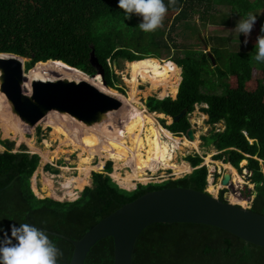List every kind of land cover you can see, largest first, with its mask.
<instances>
[{"label": "trees", "instance_id": "trees-1", "mask_svg": "<svg viewBox=\"0 0 264 264\" xmlns=\"http://www.w3.org/2000/svg\"><path fill=\"white\" fill-rule=\"evenodd\" d=\"M255 10L264 0H246ZM227 0H0V54L28 59L25 72L42 69L67 72L71 78L87 79L98 73L90 61L94 51L103 71L105 85L124 92L117 86L114 64L147 58L162 59L163 50H170L166 32L191 20L196 14L205 23L216 24L209 11L214 4ZM245 0L228 2L231 13L247 19ZM226 3V4H228ZM228 4V5H229ZM204 7V8H202ZM149 12L172 13L165 28L145 24ZM259 15V14H258ZM259 24V16H250ZM224 20L222 25L227 24ZM211 24V25H213ZM195 33L194 26H183ZM167 36L166 38L164 37ZM258 36L250 30L246 36ZM256 35V36H255ZM202 49L184 47V56L168 59L178 70L181 82L176 97H149V113L175 117L184 109L187 115L178 122L162 127L181 137L191 127L188 115L196 105H205L201 112L208 123L223 122V131H212L202 137L206 146L217 154L214 161L229 164L241 174L246 169L254 185L249 194L255 197L250 210L264 216V67L260 79H252L248 53H228L230 71L223 72L218 61L223 59V42L206 52L207 41L195 36ZM181 48L176 45L173 47ZM215 65L212 63V59ZM59 61V62H56ZM63 64H62V63ZM24 63V60H23ZM76 69L71 70L65 65ZM78 70V71H77ZM29 72V73H30ZM180 73V70H179ZM86 76H85V75ZM212 78L223 80L221 94H205L202 87L215 89ZM70 80V79H69ZM0 153V264H69L73 252L71 241L79 240L101 220L142 195L166 188L181 187L205 192L208 169L203 157L194 154L184 158L193 168L190 174L162 183L138 184L135 190L120 188L108 175L112 163L105 164V173H92L91 186H85L74 201L38 198L31 187V178L39 167L40 157L25 147L12 153ZM246 161V165L240 164ZM57 172L50 166L46 167ZM107 173V174H106ZM11 183L8 189H4ZM219 191L218 199L226 202ZM112 238L98 241L89 251L84 264H113ZM132 264H264V248L249 244L221 229L197 224H152L138 236Z\"/></svg>", "mask_w": 264, "mask_h": 264}, {"label": "rangeland", "instance_id": "rangeland-1", "mask_svg": "<svg viewBox=\"0 0 264 264\" xmlns=\"http://www.w3.org/2000/svg\"><path fill=\"white\" fill-rule=\"evenodd\" d=\"M230 1L232 0H227L226 3ZM226 3L223 5L214 4L209 11L210 14L215 16V21H217L216 24H213L210 20L204 23L199 18V16H196L195 14L192 17H190L191 20H188L187 23H183L179 26H176L174 29L170 30V32L168 33L166 32L168 37H170L169 39L167 38V43L170 46V50H168L169 52H167L166 50H163V52H161L162 53L161 60H157L154 58H147V59L136 61V62H140V63H146V62H152V61L158 62L159 66L170 68L172 69V72H174V69L176 67L172 65L173 63L171 61H167V60L170 58L177 59V58L183 57L184 47L190 48L191 46H193L194 49H199L200 46L199 44H197V40L195 36H200L201 38L205 39L208 43L206 52H209L212 46H216V43L213 39H218L221 42H223V44L225 45V47H220L222 50L221 53H222L223 59L218 61V65L223 72L230 71V66L228 65L229 63L227 59L228 53L229 54L230 53H240V52L248 53L251 56L253 66L256 68L252 70V79L254 80L260 79L262 77V71H259L257 68L264 67V2L258 3V6H261V7L257 9L248 10V8H250L251 5H249V1L245 0L244 2L245 5L243 4L242 6L244 7L243 11L245 12V15L248 14L249 16L247 17V19L244 17H241L238 14H232L231 13L232 6L229 3H228L229 5ZM171 14L172 13H165V12H149L147 16L148 20H145L144 23L148 24L149 26H153V27L165 28L166 26H168L167 21L169 20ZM255 15L259 16V24L257 21H253V19L250 18V16L254 17ZM224 20H228V23L222 25ZM187 25L194 26L195 30L193 31L195 33H191L190 31L183 28V26H187ZM250 30H254L255 33L258 31V36L256 38L254 37V41H253L252 35L246 36V33ZM164 37L166 38L167 36L164 35ZM174 45L181 47V48L174 49L173 48ZM201 50L202 49H199L198 51L200 52ZM27 62H29V60L24 59V66H25V63ZM126 65H127V61H120L114 67V72L119 78L117 86L123 89L124 91L123 93L107 87L105 84H103V81L99 75L95 77L87 76V79H81L77 77L71 78L70 76L72 73H69L67 75V72H65L64 76L63 75L60 76L61 73L63 74V72L61 71L57 72L52 69H48L47 70L48 75L46 76V78H44L42 74V69H41L40 79H42V81H49V80L55 81L59 79L69 80L70 79L69 81L79 82V81L85 80L86 82L90 83L91 85L98 88L99 90L113 97H116L119 99V101H121V106L119 109L106 113L107 115L105 114L104 117L100 121L92 125H86L82 121H79L78 119H76L75 117H72L68 113H59L53 110V111H50L34 127H30L29 125L24 123L16 114L13 113L11 103L7 101L5 95L0 91V140L3 142L6 140H10L14 142L15 147L14 149L11 150L12 153H17L18 151H20L21 147H25L28 153L37 154L40 157L39 167L36 170L38 171V173L36 174L37 177H35L36 187L39 191L42 187H44L45 183H51L53 185L52 187L54 188L53 192L55 193V195L47 196L46 194H42L40 195L41 198L39 197L40 199L48 197V198H52V199H55L61 202L74 201L76 198H78L79 194L83 190V189L81 191L74 190L73 192L77 194V196L74 199L65 197V191L63 190V187L61 186L64 183V178L73 179L79 175L78 160L80 161V155H79L80 151L77 150L76 148L66 146L65 144H61L60 142L61 140H63V137L61 136L56 137L51 134V131H52L51 127L54 125L61 126L62 128L63 127L66 128L69 133L72 129L74 130L78 129V132H80V136H81L83 135V133L86 131L87 128H89L88 132H90V127L93 129L94 127L92 126L94 125H99L103 127V130H106L105 127L101 125L102 123H106L107 132L112 134V133H115L117 128L123 127V124L125 123L127 118L130 117L131 118L129 119L130 123L135 124L136 119H137V121H139V126L142 127V132L145 133L146 135L144 137V141H145L144 146L146 149L147 144H149L148 134L151 133L152 131H155V129L153 128L155 127V125L153 124L152 126V123L149 120L142 119L140 116H138L135 113V110L133 109V106H134L133 103L129 101L127 102V100L130 99L129 92L131 91V87L129 84H127L128 82H126L127 80H130V72H129L128 67H126ZM69 69L74 70L73 68H69ZM179 70H180L179 75H180V82H181V71L182 70L181 68H179ZM152 71L156 72V70H153V69ZM29 72L30 71L25 72L26 80L23 83V90L28 94L31 93V83H32L29 80V76H30ZM143 73H145L148 78L152 77L153 79V77H158L154 73H150V72L148 73L147 71ZM212 79H213L212 81H214L217 84V87L213 90L208 89L207 87H202L201 91L205 94H212V93L221 94L223 80L217 79V78L215 79L212 78ZM180 82L178 84V87L180 85ZM136 91L139 93H137L135 99L138 100L139 103L141 102L140 104L143 106L146 112H148L146 108V100L149 97L161 98L160 97L161 89L153 90L151 88V85L147 81L145 82L139 81ZM167 97H171V96L167 95L164 98H167ZM202 107L204 108L205 105L203 104L196 105L195 110L191 114L188 115L189 122L191 124V127L194 129L195 138L197 140L190 141L186 138V135L177 137L172 134L173 137L175 138L197 143L198 149L195 150L191 146L189 147L180 146L181 151L174 152L175 153L174 163L175 164L178 163L177 165H179L181 162L184 161V158L189 155L197 154L203 157L202 164L207 167L208 172L209 171L212 172L213 170L216 171L213 176L214 182L213 183L211 182V184H213V186L220 185L221 187L220 189L217 190L216 194L213 196L218 197L219 191H221L222 189H225L227 191L224 194V198L226 200H228V194H233L237 199L245 200L247 202V205L244 208H250L252 196L249 194V192L253 190L254 185L249 181L250 176L248 175V173L246 174V172H248L246 169H243L241 174L237 172L242 178L241 180L242 183L238 182L237 185L231 184V186H229L228 188L221 186V180L226 170L223 167H221L223 165L222 162L214 161L212 159V157L217 154V151L212 146H206L204 141L202 140V137L209 136L212 133V131H223L224 124L223 122L218 123L216 125L209 124L208 117L201 112ZM130 111L131 112L133 111V112L130 113ZM150 114H156V113H150ZM144 115L148 116L147 114H144ZM155 120L161 127H162V124H161L162 120H164L166 125L171 124V118L167 116L163 118L155 117ZM4 122L7 125L11 126L12 129L16 131V133H20L23 138L21 139L20 136L16 137L15 135H12L9 133L6 134V132L4 131L6 128L4 126ZM48 122H52L50 123L51 125L53 123L54 124L52 126L50 125L51 127H49ZM31 140L34 141V148H31L28 145V142ZM163 140L166 141L164 137H163ZM150 142H151L152 147L158 146L154 144L153 140ZM92 144L99 146L100 150L104 152L105 145L107 143L103 139L93 140L92 142H88V146L86 147V149L93 148ZM6 150L7 148L0 145V153L5 152ZM112 150L116 151V149H112ZM43 155H47V160L42 159ZM101 161H103L101 170H98V171L90 170L89 171L88 186H91L92 173L102 172V169L105 167V164L109 161L112 163V169H113L112 172L117 171L120 175H122V177L125 176L126 172H132L131 168H129L127 165L119 167V169L115 170L114 169L115 163L113 159H110V158L101 159L99 158L98 155L94 156V158L91 160L90 167H95ZM141 164L143 165V163ZM260 164H261V170L264 173V164L263 162H260ZM48 166H50L52 169L56 170L57 172L54 173L48 168H46ZM244 166H241V167H244ZM164 168L165 167H160L158 169H155L154 167L153 168L154 170H152V172L148 170L147 173L149 175H151L152 173H155V174L153 176L145 178L143 181L139 182V184L143 185L146 183L147 184L162 183L169 179H173V180L179 179L183 177L184 175L190 174L192 172V169H191L190 173H186L183 175H177L174 173L172 169L162 170ZM220 169H222L221 174H218L217 172ZM210 178L211 177H209L208 175V179ZM31 184H32V181H31ZM127 190L130 191L132 190V188H129ZM234 204L240 205L238 202H235Z\"/></svg>", "mask_w": 264, "mask_h": 264}, {"label": "water", "instance_id": "water-1", "mask_svg": "<svg viewBox=\"0 0 264 264\" xmlns=\"http://www.w3.org/2000/svg\"><path fill=\"white\" fill-rule=\"evenodd\" d=\"M24 59L11 54H0V91L11 103L13 113L30 127H34L53 110L68 113L84 124L92 125L100 121L106 113L121 106L118 98L99 90L85 80L79 82L67 79L35 80L31 83V93L28 94L23 90V83L26 80ZM211 59L215 65L213 58ZM90 61L98 69L95 76L99 75L103 81V71L93 50ZM186 115L187 110L184 109L177 116L170 117L171 123L178 122ZM185 135L190 141L196 140L192 127ZM4 142L10 150L14 149V142L10 140ZM230 181L231 176L225 173L221 186L228 188L231 186ZM10 186L11 183L4 189ZM254 197L255 193L252 198ZM156 223L215 227L249 244L264 248L263 215L253 213L250 208L232 204L228 200L223 202L206 191L173 187L148 192L124 204L97 223L79 240L71 241L73 252L69 264H84L92 247L105 238L113 240V264H132L138 236L144 229Z\"/></svg>", "mask_w": 264, "mask_h": 264}, {"label": "bare ground", "instance_id": "bare-ground-1", "mask_svg": "<svg viewBox=\"0 0 264 264\" xmlns=\"http://www.w3.org/2000/svg\"><path fill=\"white\" fill-rule=\"evenodd\" d=\"M126 67H128L130 72V80H127L126 82H128L127 84H129L131 87V91L129 92L130 99H128L127 102L129 101L133 103L134 105L133 109L135 110V113L138 116H140L142 119L149 120L152 123V126L153 124L155 125V127H153L155 131H152L151 133L148 134L149 144H147L145 149L144 137L146 135L145 133L142 132V127L139 126V121H137L136 119L135 124H132L129 121V119H131L130 117L127 118L125 123L123 122L124 123L123 127L116 129L115 133L112 134L108 133L106 128L107 127L106 123H102L101 125L105 126L106 130H103L102 128L97 126L95 128V131L91 132L90 134H87L85 131L81 136H80V132H78V129L75 130L73 129V131L69 133L66 129L62 128L61 126H55V125L52 126L54 123L51 125L50 123L52 122H48L49 127L52 126L51 134L56 137H60V136L63 137V140H61L60 142L61 144H65L66 146L76 148L77 150L80 151L79 154L80 161L78 160L79 175L73 179L64 178V183L61 186L65 191V197L74 199L77 196V194L74 193L73 191L74 190L81 191L85 185H88L89 171L101 170L103 161H101L95 167H90L91 160L96 155H98L99 158L101 159H107V158L113 159L115 163V168H114L115 170L125 165L131 168L132 172H126L124 177H122V175H120L117 171H113L110 174L113 180L120 187L126 189L132 188L134 186L133 183L134 181L141 182L145 178L153 176L155 173L149 175L147 171L150 170L152 172V170H154L153 169L154 167L155 169H158L160 167H165L162 170L172 169L174 173L177 175H183L191 172L192 168L189 166L187 162L183 161L179 165H177L178 163L177 164L174 163V159H175L174 152L181 151V147H189V146H191L196 150L198 149L197 143L189 142L187 140H181L173 137V135L169 131L162 128L155 120V117L163 118L165 117V115L158 113L150 114L146 112L143 106L140 104L141 102L139 103L138 100L135 99L137 93H139L136 91L139 81L142 82L147 81L151 85V88L153 90L161 89V93H160L161 98H164L167 95L171 96L172 98L173 97L175 98L178 92V84L180 82L179 70L175 68L174 69L175 73H174L172 72V69L166 68L164 66H159L158 62H153V61L146 63H140L136 61L127 62ZM152 69L156 70V72H153ZM145 71H147L148 73L149 72L154 73L158 77H153V79L152 77L148 78L147 75L143 73ZM40 72H41L40 68L30 72V76H29L30 82H33L35 80L42 81V79H40ZM132 112L130 111V113ZM144 114H147L148 116ZM4 126L6 127L4 130L6 134L9 133L15 135L16 137L20 136L21 139L23 138L20 133H16V131L12 129L11 126L7 125L5 122H4ZM163 137L166 139V141L163 140ZM102 139L107 143L105 145L104 152L100 150L99 146L93 144H92L93 148L86 149V147L88 146V142H92L93 140H102ZM152 140L154 141L155 145H158L157 147L151 146L150 141ZM28 145L31 148H34V141L33 140L29 141ZM112 149H116V151H113ZM42 159L47 160V155H43ZM141 163H143V165ZM245 163L246 161H243L241 163V166H244ZM221 167H223L226 170V172L231 176V184L237 185L238 182H241L242 178L237 173L236 169H234L231 165L223 164ZM37 173L38 171H36L33 177L31 178L32 181L31 187L34 194L37 197H40V195L42 194H46L47 196L55 195V193L53 192L54 188L52 187L53 185L51 183H45V185L43 184L44 187H42L40 191L37 189L36 180H35L36 179L35 177H37L36 176ZM207 181H208V187L206 189V192L210 193V195H215L217 190L221 188L220 185L213 186V184H211V178L207 179ZM228 202L232 204L238 202L241 205V207H245L247 205V202L245 200H239L233 194H228Z\"/></svg>", "mask_w": 264, "mask_h": 264}, {"label": "built area", "instance_id": "built-area-1", "mask_svg": "<svg viewBox=\"0 0 264 264\" xmlns=\"http://www.w3.org/2000/svg\"><path fill=\"white\" fill-rule=\"evenodd\" d=\"M221 171H222V169H220L217 173H218V174H221ZM215 172H216L215 170H213L212 172H210V171L208 172L209 177H211V182H212V183L214 182V177H213V176H214ZM246 174H247V172H246ZM248 175L250 176L249 173H248ZM207 179H208V177H207ZM134 182H135V183H134L135 186L132 187L133 190L136 189V187H137L138 184H139V182H137V181H134ZM146 184H147V183H146ZM146 184H143V185H146Z\"/></svg>", "mask_w": 264, "mask_h": 264}, {"label": "crops", "instance_id": "crops-1", "mask_svg": "<svg viewBox=\"0 0 264 264\" xmlns=\"http://www.w3.org/2000/svg\"><path fill=\"white\" fill-rule=\"evenodd\" d=\"M97 126L103 129V127H101V126H99V125H94V126H92V127H94L93 129L90 127V132H88V129H89V128H87L86 133H87V134H88V133L90 134L91 132L95 131V128H96ZM104 127H105V126H104ZM63 128H64V127H63ZM64 129H66V128H64ZM66 130H67V129H66ZM67 131H68V130H67ZM71 131H73V129H72ZM71 131H70V132H71ZM225 173H227V172L225 171ZM87 186H88V185H87ZM251 200H252V199H251Z\"/></svg>", "mask_w": 264, "mask_h": 264}, {"label": "clouds", "instance_id": "clouds-1", "mask_svg": "<svg viewBox=\"0 0 264 264\" xmlns=\"http://www.w3.org/2000/svg\"><path fill=\"white\" fill-rule=\"evenodd\" d=\"M206 49H207V46H206ZM116 66V65H115ZM172 134V133H171ZM113 170V169H112ZM237 171V170H236ZM112 172V171H111ZM99 173H105L104 172V168L102 169V172H99ZM248 173V172H247ZM107 174V173H106ZM109 176H110V173L108 174ZM111 177V176H110ZM112 178V177H111ZM113 180V179H112ZM114 181V180H113ZM115 182V181H114ZM116 183V182H115ZM207 183H208V181H207ZM230 183H231V181H230ZM117 184V183H116ZM118 185V184H117ZM120 187V186H119ZM120 188H122V187H120ZM123 189H125V188H123ZM127 190V189H126ZM135 190V189H134ZM129 191V190H128ZM130 191H133V189L132 190H130ZM254 194V193H253ZM256 194V193H255ZM80 195V194H79ZM253 196V195H252ZM79 197V196H78ZM77 199V198H76ZM75 199V200H76ZM252 200H253V198H252ZM251 200V201H252Z\"/></svg>", "mask_w": 264, "mask_h": 264}]
</instances>
